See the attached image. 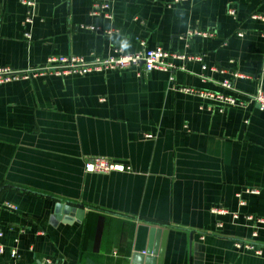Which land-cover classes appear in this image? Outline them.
<instances>
[{
	"label": "crops",
	"instance_id": "1",
	"mask_svg": "<svg viewBox=\"0 0 264 264\" xmlns=\"http://www.w3.org/2000/svg\"><path fill=\"white\" fill-rule=\"evenodd\" d=\"M104 1L112 18L92 16ZM172 2L36 0L25 24L21 0H0V65L15 70L118 48L201 58L0 84V264H264V111L249 101L264 91V0ZM226 80L245 105L220 111L182 90L224 92ZM92 156L129 169L88 172ZM59 200L84 217L58 218ZM154 224L166 231L153 241L160 258L142 252Z\"/></svg>",
	"mask_w": 264,
	"mask_h": 264
},
{
	"label": "built area",
	"instance_id": "2",
	"mask_svg": "<svg viewBox=\"0 0 264 264\" xmlns=\"http://www.w3.org/2000/svg\"><path fill=\"white\" fill-rule=\"evenodd\" d=\"M184 0H173L172 3L181 2ZM22 4L26 6V17L24 20L25 24H30L33 22V8L36 4V0H21ZM110 3L108 1L97 2L94 4L91 15L94 17H99L104 15L107 18H112V13L109 11ZM230 13L234 14V10H230ZM255 18H262L264 16L254 15ZM88 28L96 29V25H89ZM191 35H211L210 32L194 31ZM25 37L31 39L32 34L30 31L25 32ZM115 52L107 57L94 56L93 58L87 59L81 55L74 54H60L51 55L48 57L46 62L40 66L29 68L27 70H15L8 65H0V84H4L11 81H17L21 79H28L31 77L44 75V74H55L57 76H69V75H87L95 72H105V71H116L125 70L134 66H139L142 62L145 70L147 71H167L171 72L174 70L175 66L171 62V58L180 57L183 60L186 59H201L200 56H185V55H175L173 52L166 50L161 46L155 48L145 47L139 52L127 53L123 49L118 48L114 50ZM234 77H246L244 74L235 73ZM173 80V76L170 77ZM224 92H213L197 90L190 87L182 88L183 91L194 94L201 98H208L220 102L219 110L223 111L225 106H242L247 103L245 100H241L238 97V91L234 87L231 80H226L223 82ZM249 101L258 104L259 108L264 111V91L259 88L257 92L253 95H249ZM146 136H150L149 134ZM129 168L122 163L116 162L108 157L103 156H92L85 160V170L94 173H108L112 171H125ZM249 193H260V189H248ZM241 197V193L237 194ZM245 201L241 199V203ZM5 207L12 210H18V206L12 202L6 201L4 203ZM212 211L216 214H225L227 211L223 208H213ZM235 218L238 217L237 214L234 215ZM264 221V220H263ZM256 235V233H254ZM2 236V232H0ZM236 247L242 248L246 247L249 249H255L260 252L252 243L238 241L236 242ZM4 251V246L0 245V253ZM13 257L19 256L17 250L13 249L11 252ZM49 262L52 263L50 259Z\"/></svg>",
	"mask_w": 264,
	"mask_h": 264
},
{
	"label": "water",
	"instance_id": "3",
	"mask_svg": "<svg viewBox=\"0 0 264 264\" xmlns=\"http://www.w3.org/2000/svg\"><path fill=\"white\" fill-rule=\"evenodd\" d=\"M55 213L58 218L65 219L64 222H69L72 218L81 220L84 217L85 208L81 204H77L72 201L59 200L56 203ZM160 233L166 234V231L164 232L161 226L154 224L150 227L149 244L145 249L142 250V252L150 254L152 256H157V258L163 256L164 246L161 247L160 244L159 246L157 244L154 246V242H153L156 237L157 238L159 237Z\"/></svg>",
	"mask_w": 264,
	"mask_h": 264
}]
</instances>
